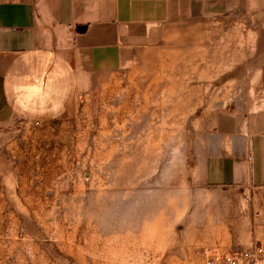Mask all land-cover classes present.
Here are the masks:
<instances>
[{
  "label": "rangeland",
  "instance_id": "374dc122",
  "mask_svg": "<svg viewBox=\"0 0 264 264\" xmlns=\"http://www.w3.org/2000/svg\"><path fill=\"white\" fill-rule=\"evenodd\" d=\"M257 13L255 23H226L246 38L225 40L226 70L211 71L204 89L210 106L244 89L264 61V9ZM192 57L164 48L123 77L100 76L63 130L23 137L18 157L0 168V264H204L211 251L245 247L213 240L225 193L190 179L208 105L201 88L185 85L200 81L188 79Z\"/></svg>",
  "mask_w": 264,
  "mask_h": 264
},
{
  "label": "crops",
  "instance_id": "0c3cea01",
  "mask_svg": "<svg viewBox=\"0 0 264 264\" xmlns=\"http://www.w3.org/2000/svg\"><path fill=\"white\" fill-rule=\"evenodd\" d=\"M260 9L264 0H0V168L8 158L12 165L35 128L63 130L62 120L76 115L100 76L123 77L164 48L185 53L193 56L188 79L200 80L185 85L201 88L200 102L208 104L190 179L193 188L225 193L213 240L234 247L263 239L264 61L244 89L214 96L216 106L204 90L211 71L226 70L225 40L246 38L235 27L227 32L226 23H255ZM199 55L208 57L194 60ZM239 200H252L255 209Z\"/></svg>",
  "mask_w": 264,
  "mask_h": 264
},
{
  "label": "built area",
  "instance_id": "2783aa9c",
  "mask_svg": "<svg viewBox=\"0 0 264 264\" xmlns=\"http://www.w3.org/2000/svg\"><path fill=\"white\" fill-rule=\"evenodd\" d=\"M204 264H264V238L251 242L241 250L211 251Z\"/></svg>",
  "mask_w": 264,
  "mask_h": 264
},
{
  "label": "trees",
  "instance_id": "16d2710c",
  "mask_svg": "<svg viewBox=\"0 0 264 264\" xmlns=\"http://www.w3.org/2000/svg\"><path fill=\"white\" fill-rule=\"evenodd\" d=\"M78 29L84 31V29H86V26H79Z\"/></svg>",
  "mask_w": 264,
  "mask_h": 264
},
{
  "label": "water",
  "instance_id": "95a60500",
  "mask_svg": "<svg viewBox=\"0 0 264 264\" xmlns=\"http://www.w3.org/2000/svg\"><path fill=\"white\" fill-rule=\"evenodd\" d=\"M79 30V29H78ZM85 30V29H84ZM79 31H81V30H79Z\"/></svg>",
  "mask_w": 264,
  "mask_h": 264
}]
</instances>
